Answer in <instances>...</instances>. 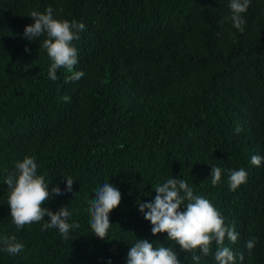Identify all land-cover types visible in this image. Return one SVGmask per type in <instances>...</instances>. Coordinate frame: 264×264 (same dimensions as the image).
Masks as SVG:
<instances>
[{
  "label": "trees",
  "instance_id": "obj_1",
  "mask_svg": "<svg viewBox=\"0 0 264 264\" xmlns=\"http://www.w3.org/2000/svg\"><path fill=\"white\" fill-rule=\"evenodd\" d=\"M231 0H0V264H127L140 239L170 247L181 264H196L167 233L152 234L137 201L183 179L238 233L225 246L235 264H264V0H250L244 31L233 27ZM75 20L78 63L57 69L37 41L24 36L31 12ZM77 71L78 81L66 82ZM237 126L241 131L236 132ZM34 157L49 191L44 207H66L65 239L49 217L18 228L5 183L15 165ZM212 166L222 170L211 182ZM247 180L236 190L232 171ZM73 190L64 191L67 178ZM111 183L122 194L109 214L107 239L91 229L89 201ZM184 206H181V211ZM24 245L7 253L6 237ZM255 238L249 252L246 242ZM199 264H217L216 243ZM240 254L244 260L240 261Z\"/></svg>",
  "mask_w": 264,
  "mask_h": 264
},
{
  "label": "clouds",
  "instance_id": "obj_2",
  "mask_svg": "<svg viewBox=\"0 0 264 264\" xmlns=\"http://www.w3.org/2000/svg\"><path fill=\"white\" fill-rule=\"evenodd\" d=\"M250 0H231L230 19L233 27L244 31L242 25L245 23L243 14L247 11ZM34 21L26 26L24 36L29 40L37 41L40 37H45L40 45L47 51L52 60L49 69V77L55 81L57 69L65 67L72 71L78 63V53L73 45L74 40H79V32L85 29L83 23L75 20H59L54 18L53 9L49 7L46 13L33 11L29 15ZM82 71H77L66 82L78 81L83 77ZM241 131L237 126L236 132ZM264 157L253 155L251 163L260 166ZM16 172L9 174L5 183L10 189L8 205L11 210L13 223L18 228H23L26 224L40 222L46 216L49 223L44 225V229L56 228L59 233L68 239L70 229L78 228L79 224H69L70 212L66 207H61L59 211L53 212L42 205L48 201L52 194L61 195L63 192L57 186L49 191V184L46 183L43 175H37L38 164L34 157H26L22 162L15 165ZM222 170L220 167L212 166L211 182L216 185L220 182ZM248 173L243 169L232 171L229 176L230 188L234 191L247 180ZM67 186L64 191L73 190L74 180L67 177ZM157 195L153 202H143L138 200L139 211L144 219L152 224V234L158 236L167 233V239L175 241L186 253H191L192 260L199 264L200 255L196 250L207 256L210 253V246L213 241L216 243L215 261L217 264H235L233 251L225 246V239L232 243L237 242L238 233L233 227H226L224 219L213 204L201 195H195L193 189L183 179H168L162 185L154 188ZM122 200L119 189L111 183H104L95 194V199L89 201V213L91 216L90 225L92 232L100 239H107L108 230L111 226L109 214L116 209ZM184 210L181 211V206ZM15 237H6L3 241L5 251L10 254L20 253L24 245L16 243ZM256 240L246 242L249 252L255 247ZM244 256L240 254V261ZM108 264H111L109 260ZM127 264H181L177 253L170 247H154L148 240L140 239L130 247Z\"/></svg>",
  "mask_w": 264,
  "mask_h": 264
}]
</instances>
